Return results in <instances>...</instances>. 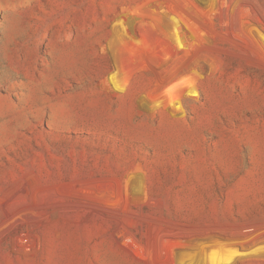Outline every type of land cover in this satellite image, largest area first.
I'll use <instances>...</instances> for the list:
<instances>
[{
    "label": "rangeland",
    "instance_id": "obj_1",
    "mask_svg": "<svg viewBox=\"0 0 264 264\" xmlns=\"http://www.w3.org/2000/svg\"><path fill=\"white\" fill-rule=\"evenodd\" d=\"M0 264H264V0H0Z\"/></svg>",
    "mask_w": 264,
    "mask_h": 264
}]
</instances>
